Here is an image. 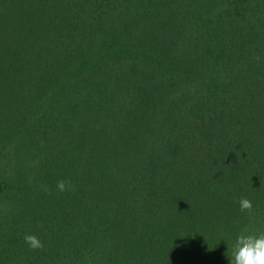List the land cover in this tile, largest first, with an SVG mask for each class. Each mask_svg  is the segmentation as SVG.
Wrapping results in <instances>:
<instances>
[{"label": "trees", "instance_id": "obj_1", "mask_svg": "<svg viewBox=\"0 0 264 264\" xmlns=\"http://www.w3.org/2000/svg\"><path fill=\"white\" fill-rule=\"evenodd\" d=\"M241 232L264 0H0V264H228Z\"/></svg>", "mask_w": 264, "mask_h": 264}, {"label": "clouds", "instance_id": "obj_2", "mask_svg": "<svg viewBox=\"0 0 264 264\" xmlns=\"http://www.w3.org/2000/svg\"><path fill=\"white\" fill-rule=\"evenodd\" d=\"M71 187L70 181L60 180L56 184L58 192H64L71 189ZM44 191H48L46 186ZM237 208L239 211H249L251 204L246 199L241 198L237 201ZM24 242L32 249L43 247L42 242L36 235H25ZM227 257L228 264H264V232L255 234L241 232L232 236Z\"/></svg>", "mask_w": 264, "mask_h": 264}]
</instances>
